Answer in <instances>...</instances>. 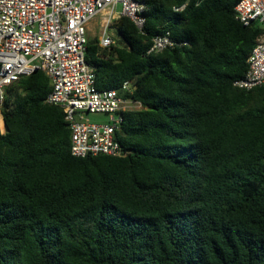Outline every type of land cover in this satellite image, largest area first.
Returning <instances> with one entry per match:
<instances>
[{
  "label": "trees",
  "instance_id": "16d2710c",
  "mask_svg": "<svg viewBox=\"0 0 264 264\" xmlns=\"http://www.w3.org/2000/svg\"><path fill=\"white\" fill-rule=\"evenodd\" d=\"M239 0H145L140 31L88 40L96 87L123 112V155L78 158L38 70L7 88L0 134V264H264V87L240 89L263 29ZM187 4L183 9L176 11ZM169 33L174 48L148 53Z\"/></svg>",
  "mask_w": 264,
  "mask_h": 264
},
{
  "label": "built area",
  "instance_id": "2783aa9c",
  "mask_svg": "<svg viewBox=\"0 0 264 264\" xmlns=\"http://www.w3.org/2000/svg\"><path fill=\"white\" fill-rule=\"evenodd\" d=\"M191 1L199 4L202 0ZM144 10L145 0H0V134L5 132L2 108L7 88L22 76L41 70L52 85L46 103L64 110L72 155H123L115 132L123 112L140 109L141 105L123 95L135 90L131 81L118 89L96 87V67L85 59L87 31L89 23L100 17L98 44L110 49L117 45V38L110 32L115 21L128 17L142 31ZM235 16L245 26L258 24L263 29L247 59L248 71L235 86L245 90L264 87V0H239ZM178 45L180 42L169 33L157 35L148 53ZM91 113L104 114L108 119L83 121Z\"/></svg>",
  "mask_w": 264,
  "mask_h": 264
},
{
  "label": "rangeland",
  "instance_id": "374dc122",
  "mask_svg": "<svg viewBox=\"0 0 264 264\" xmlns=\"http://www.w3.org/2000/svg\"><path fill=\"white\" fill-rule=\"evenodd\" d=\"M118 11H121V6H118ZM101 18L100 17H95L88 25V31H87V36L89 39L92 38H98L100 32H101ZM111 34H113V36L115 38H117L116 36V29L114 24L112 25L111 29ZM108 119V117L104 114H98V113H91L90 115H87L83 121L86 122H94V123H99V122H104Z\"/></svg>",
  "mask_w": 264,
  "mask_h": 264
},
{
  "label": "water",
  "instance_id": "95a60500",
  "mask_svg": "<svg viewBox=\"0 0 264 264\" xmlns=\"http://www.w3.org/2000/svg\"><path fill=\"white\" fill-rule=\"evenodd\" d=\"M4 128H5V130H6V126H5V123H4Z\"/></svg>",
  "mask_w": 264,
  "mask_h": 264
}]
</instances>
